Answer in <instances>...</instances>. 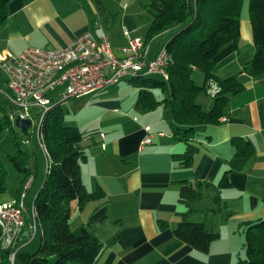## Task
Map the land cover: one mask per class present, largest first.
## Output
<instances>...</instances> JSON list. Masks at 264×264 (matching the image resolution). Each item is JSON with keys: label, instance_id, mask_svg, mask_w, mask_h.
<instances>
[{"label": "crops", "instance_id": "0c3cea01", "mask_svg": "<svg viewBox=\"0 0 264 264\" xmlns=\"http://www.w3.org/2000/svg\"><path fill=\"white\" fill-rule=\"evenodd\" d=\"M121 2L113 13L105 0H10L7 18L0 26V59L27 47L63 48L85 31L98 38L102 29L120 56L128 36L145 37L139 34L141 22L130 7L134 0ZM173 32L172 27L153 38L156 41L164 35L161 46L149 41L151 58ZM254 52L249 15L242 18L240 14L239 37L216 54L213 73L218 79L237 76L242 87L229 94L218 123L196 127L190 142L197 149L188 167L174 158L185 151L186 143L172 136L167 109H137V94L122 98L120 81L77 97L85 100L80 110L71 108L75 102L67 107L69 125L93 132L82 141L87 158L80 167L81 178L88 191L100 187L103 196L82 210L73 200L70 224L86 227L99 239L97 264H235L243 257L244 239L236 230L264 217V73L253 76L242 70ZM0 69L6 88V74ZM203 81L202 74L195 82L201 85ZM2 91L0 87L4 97ZM196 100L206 110L213 105L207 93H200ZM146 125L151 128L152 143L139 149ZM233 138L248 142L252 151L245 150L246 154L242 145V154L238 153ZM225 172L229 185L218 187ZM183 180L200 183V196L190 204L188 220L202 222L207 230L218 233L207 252L174 236L179 213L186 209L178 199ZM215 195L220 198L218 206L212 202ZM103 205L106 218L89 221L92 212Z\"/></svg>", "mask_w": 264, "mask_h": 264}, {"label": "trees", "instance_id": "16d2710c", "mask_svg": "<svg viewBox=\"0 0 264 264\" xmlns=\"http://www.w3.org/2000/svg\"><path fill=\"white\" fill-rule=\"evenodd\" d=\"M9 1L0 0V26L7 18ZM243 1L143 0V7L150 15L145 41H151L166 29H177L164 43L172 61L165 68L167 79L157 80L142 75L128 81L138 88L134 103L137 109L148 112L161 106L169 111L172 136L186 143L184 152L174 154V158L184 167L190 166L197 149L190 142L196 127L218 123L224 114L223 107L229 94L239 91L242 87L237 76L218 79L213 73V68L214 57L220 49L239 37ZM248 15L255 52L253 57L245 62L242 70L258 76L264 73V0H248ZM194 70L203 74L204 81L201 85L192 77ZM211 81L218 84L219 90L211 95L213 105L206 110L196 99L200 93L208 94L207 89ZM155 88L168 92V97L157 100L152 91ZM48 96H51V93ZM2 98L7 104L0 103V131L5 125H13L15 115L19 114L16 106L5 97ZM60 106L53 105L43 115L38 126L39 139L46 150L48 164L44 180L32 202L36 213L35 235L39 236V244L35 252L18 254L23 264H97L101 251V243L92 232L84 226L73 228L70 224V204L73 200L77 201L79 209L82 210L87 203L103 196L100 187L88 191L81 178L80 167L87 158L82 141L90 138L93 132H82L75 125H64V114ZM36 118L38 120L39 114ZM37 120L32 122L26 135L21 134L14 125L18 129L15 131L16 141L21 136H28V139L23 141L25 148H20L16 154L9 156L15 169L23 174L15 197L19 195L23 182L31 173L28 159L38 149L33 137ZM231 142L238 153L242 154V145L246 146L244 152L252 151L248 142L239 138H233ZM29 143L33 149L29 150ZM31 176L34 180V175ZM227 185L229 180L225 172L218 187ZM6 187V171L0 160V193L5 192ZM199 188L200 183L186 180L181 182L178 199L186 209L179 213L181 220L173 233L176 239L201 252H207L218 233L207 230L202 222L188 220L190 204L200 196ZM212 202L216 206L219 205L218 195L213 197ZM106 216V206L103 205L92 212L89 221H102ZM243 233L245 256L238 258L235 264H264V217L247 222ZM9 252H2V264H9Z\"/></svg>", "mask_w": 264, "mask_h": 264}, {"label": "built area", "instance_id": "2783aa9c", "mask_svg": "<svg viewBox=\"0 0 264 264\" xmlns=\"http://www.w3.org/2000/svg\"><path fill=\"white\" fill-rule=\"evenodd\" d=\"M95 24L98 25V22ZM123 31L128 36L125 28ZM127 38V45L122 48L120 56L113 52L109 35L102 29L98 38L85 31L73 44L63 48L27 47L16 55L2 58L0 66L6 74V88L2 94L18 108L22 118H29L31 108L39 109V126L43 115L53 105L65 104L70 99L107 85H115L121 79L149 76L152 73L167 79L165 68L172 58L165 46L151 58L149 42L141 37ZM56 90L58 93L52 100L48 94ZM218 90V84L211 81L208 94L214 95ZM38 126L36 136L44 151L47 165L48 157L39 139ZM143 129L145 136L139 142V149L152 143L150 126L146 125ZM32 180L33 177L28 176L17 197L10 202L0 203V264L1 254L6 250L10 251L7 256L8 263L15 264L16 245L27 213L30 217V235L34 236L37 230L34 207L26 201Z\"/></svg>", "mask_w": 264, "mask_h": 264}, {"label": "rangeland", "instance_id": "374dc122", "mask_svg": "<svg viewBox=\"0 0 264 264\" xmlns=\"http://www.w3.org/2000/svg\"><path fill=\"white\" fill-rule=\"evenodd\" d=\"M121 1L122 0H105V2L106 3L108 2V4L110 5L111 9L114 10L113 13H116L117 8L119 7L118 6L119 4L120 6L122 5ZM130 7L131 9L135 11L136 16L141 22L140 26H142V29L139 30V34H141L142 36H146L145 33L147 31V27L145 29L143 26L144 24L148 25L150 15L146 13V10L143 7V0H134V3H132ZM241 17L248 18V0L243 1V6L241 9ZM174 31H177L176 27H174ZM143 39H145V37ZM163 40H164V35H162V38L158 37L156 41H154V39L152 38L150 44L152 43V45L154 46H157V45L161 46L163 44L162 43ZM149 77L157 79V80H160L162 78V76L157 73H152L149 75ZM192 77L194 81H197V80L199 81V77L202 78V73L198 70H195L192 72ZM4 78H5V75L3 71L0 69V87L2 88V90H5ZM199 83H201V81ZM117 86H120V89L122 92V98L124 99L126 98L129 99L130 97H133L134 95L136 96V94H138V88L132 85L128 81V78L121 79L120 82L117 84ZM152 91L157 100H161L163 97H166V96L168 97V92H162L161 90L157 88L152 89ZM53 93L55 94L56 92H53ZM84 101L85 100L83 99L76 98L70 101L68 100L65 104H61L60 107L63 110V114L65 117L63 121L64 125H69V123L71 122V116L68 113L67 107H69L72 102H75V104L72 105L71 108L74 107L76 110H80L83 108L82 105L84 104ZM0 103L7 104V101L4 100L0 96ZM38 112H39V109L37 108H31L29 110V115H30L29 118L33 120V123H35L37 120L36 115L38 114ZM164 112H165V115L167 116L169 111L165 110ZM38 121L39 120H37L36 127L38 126V123H39ZM17 130L18 129L13 124V125H7V126L5 125L4 129L0 131V160H1L3 168L6 171V184H7L6 191L3 193H0V203H7V202H10L13 198H15L17 190L20 188L19 186L21 185V181L23 178V174L21 172H18L15 169L14 165L12 164L9 158L10 155L16 154L20 148H25V144L23 141L24 139H28V136H24V137L21 136L16 141L14 137H15V131ZM33 137L35 140L34 142L35 147L38 144L37 146L38 149L36 153L31 155L28 159V167L30 168V171H31L29 176H31V174L36 175V179L33 182V185L31 186V189L29 190L27 194V198H26V201L29 205L32 204L33 199L38 191V188L40 187L42 181L44 180V176L46 172V157H45L44 151L39 146L40 144L36 136V133L33 135ZM27 147H29V150L33 149L30 143L28 144ZM212 218L213 216L209 215V221H211ZM25 219H26L25 225L23 228L24 230L22 234L20 235L19 245L16 248L17 254H16L15 264H23L19 260L18 254L35 252L39 244V236L37 234L34 236H31L30 233L27 232V230H30L29 229L30 217L28 213ZM236 232L237 234H241L244 239L243 230H236ZM244 256H245V250L243 253V257Z\"/></svg>", "mask_w": 264, "mask_h": 264}, {"label": "water", "instance_id": "95a60500", "mask_svg": "<svg viewBox=\"0 0 264 264\" xmlns=\"http://www.w3.org/2000/svg\"><path fill=\"white\" fill-rule=\"evenodd\" d=\"M13 124L20 130L21 134L26 135L27 130L32 126V120L30 118H22L19 114H16Z\"/></svg>", "mask_w": 264, "mask_h": 264}]
</instances>
